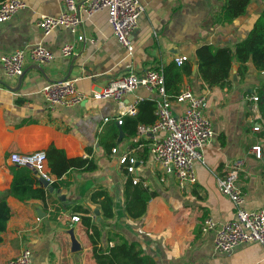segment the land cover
Here are the masks:
<instances>
[{"label": "crops", "instance_id": "1", "mask_svg": "<svg viewBox=\"0 0 264 264\" xmlns=\"http://www.w3.org/2000/svg\"><path fill=\"white\" fill-rule=\"evenodd\" d=\"M25 1L26 8L0 21V154L46 151L53 143L69 158L93 159L96 167L72 169L61 178L65 183L60 187L53 184L58 176L50 171L49 184L42 181L47 191L45 200L8 198L11 216L6 231L0 233V264L24 248L32 250L33 264H98L91 230L84 225L85 213L77 211L78 206L91 209L87 215L100 229L98 247L104 252L129 240L137 243L151 264H264V244L245 243L231 252L219 253L214 244L215 232H203L201 228L207 216L222 223L234 214V202L220 191L216 177L235 159L245 160L239 180L246 195L245 207L264 209V151L262 158L251 152V147L264 137V132L253 130L258 121L264 120V111L260 98L252 99L259 96L257 88L264 83V75L249 70L239 80L240 63L234 62L233 82L209 87L199 67L195 70L200 47L234 48L249 34L264 8V0H251L246 12L231 22L223 18L226 0H140L145 11L132 36V52L117 39L106 10L83 15L81 32L88 40L79 42L77 35L64 27L45 35L38 26L43 15L55 16L64 11V0ZM37 43L52 50L54 60L42 65L28 60L21 82L20 76H6L2 55ZM69 43H75L74 53L62 56L61 47ZM180 55L188 56L193 63V74L184 78L181 88L188 85L198 94H207V113L216 132L205 148L204 163H196L197 183L186 189L164 176L153 159L149 139L124 132L119 142L121 124L116 119L115 100L88 99L51 111L41 92L48 82L69 79L79 90L91 93L131 71L142 75L151 68H164ZM139 97L155 102L158 94L140 86L125 101L132 103ZM173 108L179 113L184 105L175 102ZM115 126L119 134L113 138ZM113 140L120 149L128 145L136 149L134 155L145 162L137 165L133 175L141 179L139 183L158 192L141 217L134 218L126 210V181L132 175L104 145ZM10 165L5 161L0 166V189L10 187ZM102 190L114 198L111 218L104 217L103 197L96 196ZM76 215L80 220L73 219ZM72 234L80 244L77 250L72 249Z\"/></svg>", "mask_w": 264, "mask_h": 264}, {"label": "built area", "instance_id": "2", "mask_svg": "<svg viewBox=\"0 0 264 264\" xmlns=\"http://www.w3.org/2000/svg\"><path fill=\"white\" fill-rule=\"evenodd\" d=\"M227 1V0H226ZM65 9L58 15H43L38 21L45 35L58 27L69 29L77 35L78 41H87L81 32L83 15L92 16L106 10L114 33L121 44L130 52L134 46L132 36L139 27V18L145 11L140 0H64ZM27 7L25 0H0V21L10 19L15 13ZM94 42V39H90ZM75 43L61 47L62 56L68 57L74 53ZM56 57L55 53L42 43L28 48L4 54L1 57L6 76L19 77L24 74L26 62L48 64ZM188 56L180 55L175 58L178 65H182ZM144 86L156 92V119L150 124H139L137 134L139 138L150 140V150L153 159L166 178H173L181 189H186L197 183L196 163L205 161V148L215 137L212 118L207 113L208 96L206 93H196L190 86L182 87L178 94L171 96L166 90L164 68H151L142 75L131 71L125 75L113 78L109 83L91 93L79 90L74 81L69 79L55 80L43 86L41 92L46 99L48 108L53 111L59 106L70 107L88 99H113L118 103L117 122L123 123L126 115H135L138 105L143 100L139 97L132 103H127V95ZM254 101L259 96L252 97ZM184 105L183 111L174 112V103ZM253 130L264 132V120L258 121ZM136 149L128 145L124 149L112 148V153L118 156L119 163L132 175L133 183L141 179L133 175L136 167L145 161L134 155ZM264 137L251 147V152L258 158L263 157ZM18 166L34 168L40 178L52 180L48 167L45 150L30 153L18 151L10 152L8 156L0 154V166L5 162ZM245 160L235 159L222 174L217 175L216 181L220 191L228 196L235 205L231 219L219 223L213 217L207 216L201 224L203 232L214 231L215 249L219 253L231 252L236 247L252 242L264 244V209L249 210L245 207L246 195L240 185V176L244 170ZM74 220H80L78 215ZM4 264H33V252L24 248L19 254L8 259Z\"/></svg>", "mask_w": 264, "mask_h": 264}, {"label": "trees", "instance_id": "3", "mask_svg": "<svg viewBox=\"0 0 264 264\" xmlns=\"http://www.w3.org/2000/svg\"><path fill=\"white\" fill-rule=\"evenodd\" d=\"M251 0H227L223 6V18L226 22H231L235 18L246 12ZM234 62H239L238 69L239 80H243L249 70L264 75V8L254 23L249 34L239 41L234 48L221 47L216 48L211 45H203L197 51V63L201 78L209 87L225 86L233 82L231 74ZM166 90L172 97L179 93L181 85L186 76L193 74V63L186 60L182 65L175 61L164 67ZM257 93L261 101V109L264 111V83L257 88ZM155 102L145 100L139 103L138 111L135 115H126L123 123L120 125L128 136H135L139 124H150L156 119L153 111ZM118 128L115 126L113 138L118 137ZM108 152L117 145L116 141L104 143ZM48 166L50 171L58 176L54 181L56 187L62 186L65 180L61 178L68 174L74 168L92 170L96 167L93 159L84 157L69 158L62 148L51 144L47 150ZM10 173L13 176L9 188L0 189V233L7 229V224L11 216V207L8 203L10 196L16 197L20 201H27L31 198L46 199L47 191L42 180L38 177L35 170L28 166H18L12 164L9 166ZM126 210L134 217L138 218L146 213L149 201L158 195L156 190H151L149 186L141 183H133L131 177L126 181ZM97 197H103L101 207L105 218H111L114 215V198L106 190L97 191ZM77 211L85 213L82 217L83 223L90 232V238L94 244V257L98 264H151L148 256L138 249L136 242L123 240L122 243L109 248L104 252L98 247V238L101 234L100 229L92 224L90 216L87 213L91 209L83 206L76 207ZM80 217V216H79ZM81 218V217H80ZM2 236L0 235V242Z\"/></svg>", "mask_w": 264, "mask_h": 264}, {"label": "water", "instance_id": "4", "mask_svg": "<svg viewBox=\"0 0 264 264\" xmlns=\"http://www.w3.org/2000/svg\"><path fill=\"white\" fill-rule=\"evenodd\" d=\"M197 67H198V65L195 66V70L197 69ZM41 70H42V68H41ZM236 71H237V68L235 67V68H234V72H235L234 77H235V78H237ZM21 78H22V75H21L20 78H19V81H20V82L22 81ZM18 88H19V87H18ZM18 88H14V89H18ZM119 128H120L119 142H121V140H122V138H123V135H124V131L122 130L121 126H119ZM35 172L37 173L36 170H35ZM40 179H41L43 182H45L46 185L49 184V181H47V180H45V179H42V178H40ZM72 245H73V248H72L73 250H77V249L80 248V244H79V242H78V240H77V238L75 237L74 234H72Z\"/></svg>", "mask_w": 264, "mask_h": 264}]
</instances>
